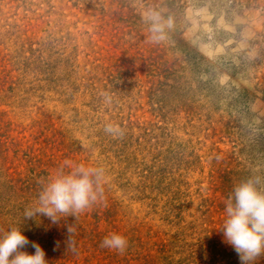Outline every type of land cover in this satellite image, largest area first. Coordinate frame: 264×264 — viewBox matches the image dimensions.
<instances>
[{
    "label": "rangeland",
    "instance_id": "rangeland-1",
    "mask_svg": "<svg viewBox=\"0 0 264 264\" xmlns=\"http://www.w3.org/2000/svg\"><path fill=\"white\" fill-rule=\"evenodd\" d=\"M148 11L170 25L159 43ZM73 161L104 170V198L57 225L25 220ZM253 177L264 0H0V234L21 228L48 264H240L218 229ZM113 233L123 253L100 246Z\"/></svg>",
    "mask_w": 264,
    "mask_h": 264
},
{
    "label": "clouds",
    "instance_id": "clouds-1",
    "mask_svg": "<svg viewBox=\"0 0 264 264\" xmlns=\"http://www.w3.org/2000/svg\"><path fill=\"white\" fill-rule=\"evenodd\" d=\"M149 24L148 40L153 43L163 41L167 25L163 17L155 11L144 13ZM105 132L122 136L119 125L108 124ZM102 168L85 162L65 163L42 185L35 202L24 211L25 220L47 218L57 225L66 217L77 218L103 197L102 183L105 181ZM226 219L218 229L222 231L225 242L231 245L239 257L240 264H255L264 255V181L259 177L249 178L236 185L224 205ZM74 224L67 225L68 251L75 241ZM31 246L35 252L28 254L22 249ZM102 248L123 253L128 241L120 234L106 236ZM46 253L35 242H30L19 227L0 234V264H48Z\"/></svg>",
    "mask_w": 264,
    "mask_h": 264
}]
</instances>
